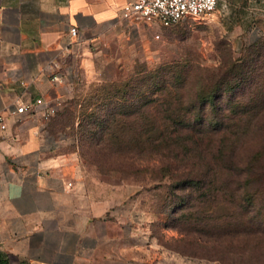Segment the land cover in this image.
<instances>
[{
  "label": "rangeland",
  "instance_id": "obj_1",
  "mask_svg": "<svg viewBox=\"0 0 264 264\" xmlns=\"http://www.w3.org/2000/svg\"><path fill=\"white\" fill-rule=\"evenodd\" d=\"M124 56L56 119L81 164L177 257L264 264V31L253 46L185 20Z\"/></svg>",
  "mask_w": 264,
  "mask_h": 264
},
{
  "label": "crops",
  "instance_id": "obj_2",
  "mask_svg": "<svg viewBox=\"0 0 264 264\" xmlns=\"http://www.w3.org/2000/svg\"><path fill=\"white\" fill-rule=\"evenodd\" d=\"M127 1L0 0V256L7 264H221L181 259L146 237L121 181L83 166L56 121L81 85L112 79L108 69L125 67V53L167 28L121 19ZM201 20L228 42L254 44L263 37L264 0H217ZM57 101L44 119L43 108ZM20 103L34 112L15 114Z\"/></svg>",
  "mask_w": 264,
  "mask_h": 264
},
{
  "label": "built area",
  "instance_id": "obj_3",
  "mask_svg": "<svg viewBox=\"0 0 264 264\" xmlns=\"http://www.w3.org/2000/svg\"><path fill=\"white\" fill-rule=\"evenodd\" d=\"M217 0H131L125 2L119 9L121 19H138L147 24H155L160 27H171L185 20L201 19L214 11ZM69 33L75 36L74 27H70ZM158 35H154L157 38ZM57 81V77L52 78ZM35 105L41 104L40 99H35ZM59 106L57 101L52 106H47L41 111V116L47 119L53 116ZM32 106L22 103L15 108V114L24 112L33 113ZM3 117L0 115V129H4Z\"/></svg>",
  "mask_w": 264,
  "mask_h": 264
},
{
  "label": "trees",
  "instance_id": "obj_4",
  "mask_svg": "<svg viewBox=\"0 0 264 264\" xmlns=\"http://www.w3.org/2000/svg\"><path fill=\"white\" fill-rule=\"evenodd\" d=\"M259 41H261V40H259ZM259 41H258V42H259ZM258 42H257V43H254V44H252V45L255 46L256 44H258ZM194 121H195V119H194ZM210 125H211V124H210ZM210 125H209V126H210ZM212 126H215V124L212 125ZM0 264H7V261H6L5 259H2L1 256H0Z\"/></svg>",
  "mask_w": 264,
  "mask_h": 264
}]
</instances>
